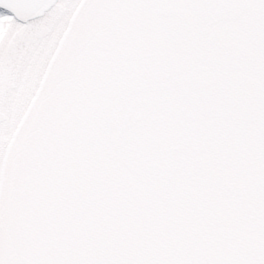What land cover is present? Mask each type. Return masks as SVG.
<instances>
[{"label":"snow or ice","instance_id":"snow-or-ice-1","mask_svg":"<svg viewBox=\"0 0 264 264\" xmlns=\"http://www.w3.org/2000/svg\"><path fill=\"white\" fill-rule=\"evenodd\" d=\"M0 264H264V0H0Z\"/></svg>","mask_w":264,"mask_h":264}]
</instances>
